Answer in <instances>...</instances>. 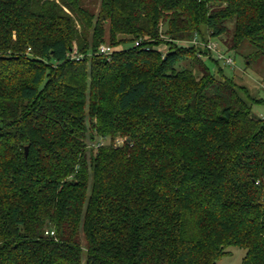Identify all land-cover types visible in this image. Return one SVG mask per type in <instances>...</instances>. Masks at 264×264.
Here are the masks:
<instances>
[{"label":"trees","instance_id":"obj_1","mask_svg":"<svg viewBox=\"0 0 264 264\" xmlns=\"http://www.w3.org/2000/svg\"><path fill=\"white\" fill-rule=\"evenodd\" d=\"M224 34L263 60L264 0H0V264H264L262 100L183 42Z\"/></svg>","mask_w":264,"mask_h":264},{"label":"rangeland","instance_id":"obj_2","mask_svg":"<svg viewBox=\"0 0 264 264\" xmlns=\"http://www.w3.org/2000/svg\"><path fill=\"white\" fill-rule=\"evenodd\" d=\"M227 38L228 35L224 34L221 36V40L219 37L213 39L226 49L227 46H225L224 42ZM104 42L105 44L111 45L108 40ZM125 46H130V43ZM250 47L251 46L247 44L240 50L227 51L229 54L233 55L235 59L234 66L226 65L223 60H218L215 57V54H213L212 58L204 57V60L209 66L211 72L216 76L224 75L227 77H233L238 83L245 85L248 88L252 97L261 99L262 101L254 102L252 104V111L257 115L264 117V79L262 76L264 59L248 64L246 61V55L252 50ZM157 48L161 51L165 48V45H158ZM216 61H218L217 64ZM229 249L230 253L223 256L218 261V264H241L245 249L239 247H230Z\"/></svg>","mask_w":264,"mask_h":264},{"label":"built area","instance_id":"obj_3","mask_svg":"<svg viewBox=\"0 0 264 264\" xmlns=\"http://www.w3.org/2000/svg\"><path fill=\"white\" fill-rule=\"evenodd\" d=\"M184 43L191 44L195 46L197 50V54L200 57H213V54H215V57L218 60H223L226 65L234 66L235 59L233 55L229 54L225 49V47H222L217 41H215L212 38L203 39L199 36H194L189 41H183ZM135 44L140 45V41H137ZM163 53V56L166 51V46L164 49L161 50ZM113 52V47L109 44L101 43L96 51V53L104 55V56H110ZM69 58L71 59H82L85 54L80 53L77 51V48L73 49L69 54Z\"/></svg>","mask_w":264,"mask_h":264},{"label":"water","instance_id":"obj_4","mask_svg":"<svg viewBox=\"0 0 264 264\" xmlns=\"http://www.w3.org/2000/svg\"><path fill=\"white\" fill-rule=\"evenodd\" d=\"M27 151H28V147H26V153H27Z\"/></svg>","mask_w":264,"mask_h":264}]
</instances>
